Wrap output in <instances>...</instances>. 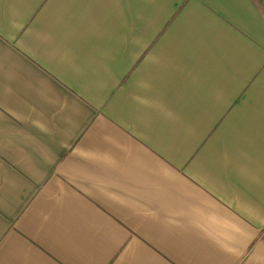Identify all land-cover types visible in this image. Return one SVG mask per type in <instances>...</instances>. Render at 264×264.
<instances>
[{
    "label": "crops",
    "instance_id": "1",
    "mask_svg": "<svg viewBox=\"0 0 264 264\" xmlns=\"http://www.w3.org/2000/svg\"><path fill=\"white\" fill-rule=\"evenodd\" d=\"M0 264H264V0H0Z\"/></svg>",
    "mask_w": 264,
    "mask_h": 264
}]
</instances>
